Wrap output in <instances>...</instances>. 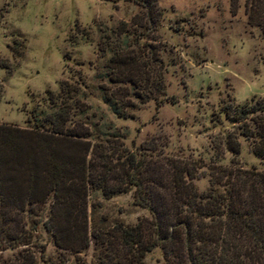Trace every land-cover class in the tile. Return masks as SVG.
<instances>
[{
	"label": "trees",
	"instance_id": "1",
	"mask_svg": "<svg viewBox=\"0 0 264 264\" xmlns=\"http://www.w3.org/2000/svg\"><path fill=\"white\" fill-rule=\"evenodd\" d=\"M104 1L140 7L129 23L100 25L96 44L101 56L109 54L97 75L105 81L101 100L115 116L128 118L139 105L165 98L155 34L162 10L157 0ZM236 8L237 0H230V10ZM243 10L264 46V0H245ZM0 67L11 75L4 63ZM80 85L62 79L56 92L45 90V107L32 108L25 127L0 123V252L14 250L0 255V264H37L36 252L42 264H145L155 248L161 264H264V171L243 168L235 158L242 137L264 165L263 99L222 102L215 116L223 115L233 129L212 140L215 156L204 173L200 161L155 154L153 141L134 150L92 141L75 118L87 115ZM2 91L0 80V97ZM224 152L232 155L227 166L217 163ZM198 174L208 176L205 190L192 181ZM96 191L104 199L132 191L149 217L98 226L91 215L95 203H89ZM39 224L55 257L37 250Z\"/></svg>",
	"mask_w": 264,
	"mask_h": 264
},
{
	"label": "rangeland",
	"instance_id": "2",
	"mask_svg": "<svg viewBox=\"0 0 264 264\" xmlns=\"http://www.w3.org/2000/svg\"><path fill=\"white\" fill-rule=\"evenodd\" d=\"M157 1L162 17L155 34L165 63V98L159 105L155 101L139 105L132 117L121 118L101 100L99 86L105 81L97 75L109 54L101 56L96 44L100 25L112 29L119 21L129 23L140 10L138 5L119 1L114 6L104 0H0V63L12 69L6 76L0 67V123L25 127L29 111L45 107V90L56 92L62 79L83 82L79 98L87 105V115L75 118L89 128L92 141L130 150L153 141L155 154L200 161L204 165L200 170L206 173L215 156L212 140L233 129L223 115L216 117L222 102L242 104L261 98L264 103L263 41L258 29L247 23L245 0H237L235 12L230 10V0ZM238 139L239 165L264 171L249 142ZM231 157L224 152L217 163L227 166ZM192 181L200 191L208 186L207 174H198ZM92 202V220L98 226L115 219L134 224L140 217H149L146 209L133 202L132 191L108 199L96 191L90 194ZM37 234V250L44 257H55L58 251L40 224ZM86 254L88 260L91 248ZM36 256L37 264H42L40 253ZM144 262L161 264V251L148 252Z\"/></svg>",
	"mask_w": 264,
	"mask_h": 264
}]
</instances>
